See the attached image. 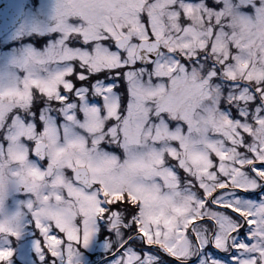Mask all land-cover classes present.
I'll return each mask as SVG.
<instances>
[{"label":"snow or ice","instance_id":"6c2138e0","mask_svg":"<svg viewBox=\"0 0 264 264\" xmlns=\"http://www.w3.org/2000/svg\"><path fill=\"white\" fill-rule=\"evenodd\" d=\"M0 264H264V0H0Z\"/></svg>","mask_w":264,"mask_h":264},{"label":"rangeland","instance_id":"374dc122","mask_svg":"<svg viewBox=\"0 0 264 264\" xmlns=\"http://www.w3.org/2000/svg\"><path fill=\"white\" fill-rule=\"evenodd\" d=\"M10 40H11V37L8 36L7 34L3 35V36L0 38V46H1V47H4V46H5L4 44H6L5 48L2 49V48L0 47V52H7L8 49H10L11 47L14 46L13 43H10Z\"/></svg>","mask_w":264,"mask_h":264},{"label":"water","instance_id":"95a60500","mask_svg":"<svg viewBox=\"0 0 264 264\" xmlns=\"http://www.w3.org/2000/svg\"><path fill=\"white\" fill-rule=\"evenodd\" d=\"M5 33H6V32H5ZM5 33H4V34H5ZM4 34L0 35V37L3 36Z\"/></svg>","mask_w":264,"mask_h":264}]
</instances>
